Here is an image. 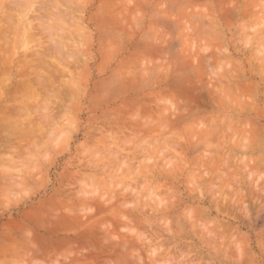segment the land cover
<instances>
[{
	"label": "rangeland",
	"instance_id": "1",
	"mask_svg": "<svg viewBox=\"0 0 264 264\" xmlns=\"http://www.w3.org/2000/svg\"><path fill=\"white\" fill-rule=\"evenodd\" d=\"M0 33V264H264V0H0Z\"/></svg>",
	"mask_w": 264,
	"mask_h": 264
},
{
	"label": "bare ground",
	"instance_id": "2",
	"mask_svg": "<svg viewBox=\"0 0 264 264\" xmlns=\"http://www.w3.org/2000/svg\"><path fill=\"white\" fill-rule=\"evenodd\" d=\"M1 31H3V30H1ZM0 35H1V33H0ZM5 35V34H4ZM3 36V35H2ZM0 38H1V36H0ZM5 38V37H4ZM2 39H3V37H2ZM4 40V39H3ZM43 63V62H42ZM37 64H38V62H37ZM40 64H38V66H39ZM35 66H37V65H35ZM31 67H34V66H30V68ZM35 68V67H34ZM34 68H32V69H34ZM37 68V67H36ZM29 81H30V79H29ZM37 81L35 80V83H36ZM19 85V84H18ZM20 85H21V83H20ZM10 94V93H9ZM2 108V107H1ZM7 111H8V109H7Z\"/></svg>",
	"mask_w": 264,
	"mask_h": 264
}]
</instances>
